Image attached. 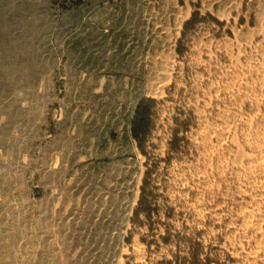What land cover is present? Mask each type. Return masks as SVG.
Here are the masks:
<instances>
[{
    "label": "rangeland",
    "instance_id": "1",
    "mask_svg": "<svg viewBox=\"0 0 264 264\" xmlns=\"http://www.w3.org/2000/svg\"><path fill=\"white\" fill-rule=\"evenodd\" d=\"M254 1L219 26L205 0H0V264H153L130 221L151 164L160 208L208 215L232 264H264Z\"/></svg>",
    "mask_w": 264,
    "mask_h": 264
},
{
    "label": "trees",
    "instance_id": "2",
    "mask_svg": "<svg viewBox=\"0 0 264 264\" xmlns=\"http://www.w3.org/2000/svg\"><path fill=\"white\" fill-rule=\"evenodd\" d=\"M195 8L182 26L176 48L179 55L183 51L187 30L200 19L199 5ZM203 18H210L217 25H223L208 13ZM155 103L151 98L141 99L130 121V135L141 151L153 129L152 110ZM173 135L175 142L176 131ZM146 167L139 199L130 221L132 227L145 229L141 242L146 246L147 258H151L153 264H232L235 260L220 248L222 240L219 234L209 232L211 227L218 229V226L212 225L208 215L203 221L192 220L190 211L176 213L173 207L160 208L157 205L150 184L154 166L151 164Z\"/></svg>",
    "mask_w": 264,
    "mask_h": 264
},
{
    "label": "crops",
    "instance_id": "3",
    "mask_svg": "<svg viewBox=\"0 0 264 264\" xmlns=\"http://www.w3.org/2000/svg\"><path fill=\"white\" fill-rule=\"evenodd\" d=\"M243 0H205L204 11L217 19L233 18ZM251 10V11H250ZM255 19L254 27L258 32L264 28V0H255L248 8ZM243 13V12H241ZM242 15V14H241Z\"/></svg>",
    "mask_w": 264,
    "mask_h": 264
}]
</instances>
